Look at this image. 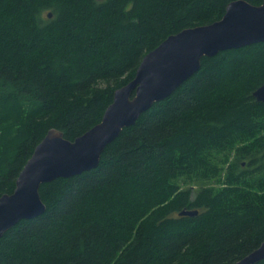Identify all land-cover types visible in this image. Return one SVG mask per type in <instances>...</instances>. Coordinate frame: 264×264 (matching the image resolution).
Listing matches in <instances>:
<instances>
[{
    "label": "trees",
    "instance_id": "trees-1",
    "mask_svg": "<svg viewBox=\"0 0 264 264\" xmlns=\"http://www.w3.org/2000/svg\"><path fill=\"white\" fill-rule=\"evenodd\" d=\"M233 1L0 0V197L49 130L74 141L97 125L147 53ZM262 84L264 42L203 57L96 169L40 186L45 212L5 232L0 264L244 258L264 242V103L252 95Z\"/></svg>",
    "mask_w": 264,
    "mask_h": 264
},
{
    "label": "water",
    "instance_id": "water-1",
    "mask_svg": "<svg viewBox=\"0 0 264 264\" xmlns=\"http://www.w3.org/2000/svg\"><path fill=\"white\" fill-rule=\"evenodd\" d=\"M260 42H264V0L259 6L244 0L230 2L220 20L167 37L140 60L133 80L114 91L112 102L97 125L74 141L66 140L56 129L46 133L22 167L13 192L0 197V238L20 221L45 212L38 193L42 184L96 169L105 147L153 104L164 100L192 77L203 57ZM252 95L263 104L264 84ZM197 215V211L179 212L182 217ZM261 260L264 242L233 264H256Z\"/></svg>",
    "mask_w": 264,
    "mask_h": 264
}]
</instances>
